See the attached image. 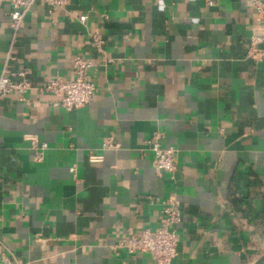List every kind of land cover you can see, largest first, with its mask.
I'll return each instance as SVG.
<instances>
[{"label": "crops", "instance_id": "0c3cea01", "mask_svg": "<svg viewBox=\"0 0 264 264\" xmlns=\"http://www.w3.org/2000/svg\"><path fill=\"white\" fill-rule=\"evenodd\" d=\"M10 11L0 0V76L10 52L33 89L0 98V264H152L112 247L155 229L169 202L171 264H264V59L248 58V0H65L52 13L38 0L16 33ZM76 57L95 91L64 111L36 88L72 80ZM27 136L47 145L39 163ZM156 142L175 173L155 171Z\"/></svg>", "mask_w": 264, "mask_h": 264}, {"label": "built area", "instance_id": "2783aa9c", "mask_svg": "<svg viewBox=\"0 0 264 264\" xmlns=\"http://www.w3.org/2000/svg\"><path fill=\"white\" fill-rule=\"evenodd\" d=\"M38 0H7L10 6L9 24L16 33L24 21L26 14ZM52 13L65 4V0H41ZM250 7L254 11L255 26L249 38L248 58L255 62L264 59V1L248 0ZM85 16L78 18L79 23H84ZM94 44L99 46L101 42L95 40ZM10 52L6 54L0 76V98L14 95L19 102L26 101V95L33 89L31 83L27 80L25 70L12 71L9 63L12 61ZM93 65L90 62L76 57L73 63L72 80L53 79L36 90L41 94H48L55 98L53 103L64 111H74L87 105L94 94L95 85L90 79V72ZM25 139L29 142L31 149L34 151L33 160L41 162L47 145L38 141L34 136H27ZM153 152L152 165L156 172H167L173 174L176 172V162L169 149H163L156 142L151 146ZM90 163L100 161L98 156H90ZM162 215L158 225L153 230H142L140 232L128 231L120 237L113 245L114 251H124L129 255L147 254L152 264H171V261L177 254L179 236L175 226L181 221V214L175 209L173 203L169 202L164 205Z\"/></svg>", "mask_w": 264, "mask_h": 264}]
</instances>
